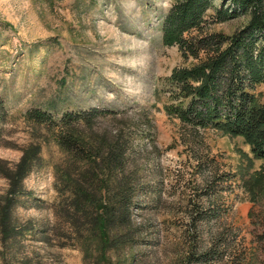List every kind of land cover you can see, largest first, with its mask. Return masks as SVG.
<instances>
[{
  "label": "rangeland",
  "instance_id": "rangeland-1",
  "mask_svg": "<svg viewBox=\"0 0 264 264\" xmlns=\"http://www.w3.org/2000/svg\"><path fill=\"white\" fill-rule=\"evenodd\" d=\"M175 1L0 0V161L14 166L23 148L41 146L14 210L22 233L0 235V264H264V160L244 137L166 109L179 100L173 71L196 62L163 43ZM213 14L204 26L227 35L249 21L215 23ZM255 93L264 94V82ZM91 108L107 114L93 130L75 129L126 144L132 229H112L101 213L91 227L96 214L83 216L73 203L69 178L83 179L87 164L96 180L121 177L106 163L94 169L90 149L76 158L58 143L61 117ZM33 109L56 123L38 122ZM7 189L0 172V194ZM113 195L95 201L117 202ZM125 232L135 240L119 243Z\"/></svg>",
  "mask_w": 264,
  "mask_h": 264
},
{
  "label": "trees",
  "instance_id": "trees-1",
  "mask_svg": "<svg viewBox=\"0 0 264 264\" xmlns=\"http://www.w3.org/2000/svg\"><path fill=\"white\" fill-rule=\"evenodd\" d=\"M212 8L215 9L212 15L215 23L244 15H249V21L233 35L209 31L204 26L208 22L205 14ZM194 29L198 33L192 35ZM162 40L166 46L177 45L185 60L193 58L196 61L190 66L176 68L169 78L178 89L179 100H176L177 105L166 106L168 113L196 127H211L242 136L250 144L254 158L264 160V94L255 93L256 87L264 82V0H222L220 6H216V0H176L163 18ZM29 114L40 123H56L52 114L40 109H33ZM104 114L107 112L99 108L66 112L57 123L61 128L57 140L76 158L83 157L82 154L90 149L94 160L88 162L94 169L100 170L106 163L110 170L121 174V177L102 182L96 180V174L87 164L83 179L70 176L76 211L83 216L90 212L96 214L89 221L91 227L98 224L97 219L102 214L109 219L112 229H132L130 205L134 186L132 180L122 175L126 144L118 138L109 139L107 134L86 139L75 129L76 125L84 123L93 130L95 119ZM22 150L14 166L0 161V172L8 180L7 191L0 194V235L4 240L17 238L22 233L14 210L25 178L40 159L41 146L31 144ZM259 182L257 180L252 186L257 187ZM111 191L117 202L95 201V194ZM130 234H121L119 243L134 241L135 238H129Z\"/></svg>",
  "mask_w": 264,
  "mask_h": 264
}]
</instances>
